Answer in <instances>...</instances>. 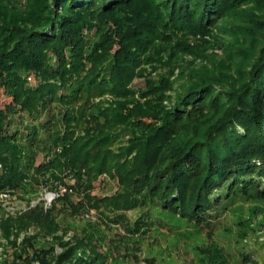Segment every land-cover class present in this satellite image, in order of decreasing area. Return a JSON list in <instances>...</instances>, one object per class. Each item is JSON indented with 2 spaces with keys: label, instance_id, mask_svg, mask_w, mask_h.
<instances>
[{
  "label": "trees",
  "instance_id": "16d2710c",
  "mask_svg": "<svg viewBox=\"0 0 264 264\" xmlns=\"http://www.w3.org/2000/svg\"><path fill=\"white\" fill-rule=\"evenodd\" d=\"M248 2L0 0V95L9 98L0 103V158L5 166L0 172V184L23 175L21 169L29 155L21 146V136L36 145L44 141L45 133L52 130L54 109L60 108L58 113L71 122H82V116L90 115L82 129L94 133L102 142L106 121L116 122L105 114L107 108L94 104L86 107L87 113L82 108L92 91L110 89L113 96H132L125 106L115 101L112 114L129 119L122 123L132 130L130 141L136 144L121 155L125 162L117 157L111 159L110 167L115 171L122 166L129 168L126 177L131 174L129 180L143 184L144 191L136 189L135 193L158 197L155 206L174 208L183 216L197 218L208 212L221 192L236 184L252 186L258 182L252 178L264 177V38L250 69L244 70L246 76L233 77L231 82L226 79L221 85L201 79L194 72L199 80L167 96L168 107L163 104L166 92L171 90L168 78L145 70L134 71L142 50L155 38L207 30L217 21L238 14L237 8ZM120 12L134 15L132 20L141 15L137 21L143 28L131 30L136 38L142 39L144 33L147 37L137 56L122 53L105 57L111 58L110 62L96 67L98 61L104 60L98 50L108 38L100 34L90 39L88 31L108 18L116 20ZM131 30L122 29L125 33ZM138 45L129 46L137 49ZM47 49L52 55L46 53ZM88 61L92 65L86 70ZM30 74L33 82L27 81ZM139 74L144 77L145 87L135 91L130 81ZM134 93L138 98H133ZM98 112L99 118H91ZM53 141L60 149L52 153L50 160L71 153L84 158L83 151L90 148L77 154L81 150L80 146L74 148L78 140L70 137L67 130L55 133ZM106 158L104 153L101 160ZM131 195H124L123 201ZM77 249L69 246L59 256L67 258L68 253L75 252L68 261L86 264Z\"/></svg>",
  "mask_w": 264,
  "mask_h": 264
},
{
  "label": "rangeland",
  "instance_id": "374dc122",
  "mask_svg": "<svg viewBox=\"0 0 264 264\" xmlns=\"http://www.w3.org/2000/svg\"><path fill=\"white\" fill-rule=\"evenodd\" d=\"M236 13L207 30L155 38L142 50L134 71L168 78L171 90L163 101L166 107L167 96L199 80L194 72L221 85L226 79L231 82L233 77L246 76L244 70L250 69L264 38V0H249ZM139 16L132 20L134 15L120 12L116 20L111 17L85 30L90 39L100 34L108 38L98 50L104 60L96 67L110 62L105 57L138 55L147 37L144 33L142 39L136 38L131 30L143 28ZM138 43L137 49L129 46ZM46 53L52 55L50 49ZM91 65L88 61L84 68L89 70ZM140 75L130 81L135 91L145 87ZM33 80V74L27 76V81ZM111 91H92L82 108L85 112L94 104L107 108L105 114L116 122L106 121L102 142L82 129L90 115L82 116V122H71L58 113L60 108H51L55 120L44 141L36 145L21 136V146L29 155L21 169L23 175L0 184V264H77L68 261L75 252L67 258L59 256L69 246L78 248L76 253L86 264H264V177L252 178L258 181L252 186L240 183L221 192L208 212L197 218L155 206L158 197L135 193L136 189L144 191L143 184L129 180L131 174L126 177L129 168L115 171L110 167L111 159L120 157L125 162L121 155L136 145L130 141L132 130L122 123L129 119L112 114L115 101L125 106L132 96H113ZM133 98H138L136 93ZM5 101L9 98L1 93L0 103ZM100 115L94 113L91 118ZM65 130L78 140L74 148L81 150L77 154L90 147L83 151L84 158L71 153L50 160L60 149L53 141L55 133ZM104 153L107 158L102 161ZM4 168L0 158V172ZM127 194L131 196L123 201Z\"/></svg>",
  "mask_w": 264,
  "mask_h": 264
}]
</instances>
